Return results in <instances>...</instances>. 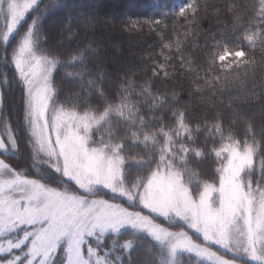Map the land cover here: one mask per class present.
Returning a JSON list of instances; mask_svg holds the SVG:
<instances>
[{
  "label": "snow or ice",
  "instance_id": "6c2138e0",
  "mask_svg": "<svg viewBox=\"0 0 264 264\" xmlns=\"http://www.w3.org/2000/svg\"><path fill=\"white\" fill-rule=\"evenodd\" d=\"M37 4L0 0V54L24 26L7 54L24 87L32 159L48 166L32 178L0 158V264H130V240L123 254L103 247L105 234L124 226L207 264H264V120L257 139L243 106L260 100L264 115V54L256 55L264 53V0L229 5L223 30L201 33L203 75L184 73V80L171 57L109 71L94 55L99 49L47 51L34 37L39 15L27 20ZM202 11L208 15L191 0L173 17L197 29ZM166 21L135 18L123 26L162 33ZM69 56L79 71L54 80ZM224 94L227 113L210 102ZM240 123L247 126L243 139L234 135ZM5 126L0 149H16L15 130L7 119ZM104 190L126 203L104 198ZM161 217L184 227L172 230Z\"/></svg>",
  "mask_w": 264,
  "mask_h": 264
},
{
  "label": "trees",
  "instance_id": "16d2710c",
  "mask_svg": "<svg viewBox=\"0 0 264 264\" xmlns=\"http://www.w3.org/2000/svg\"><path fill=\"white\" fill-rule=\"evenodd\" d=\"M131 1H135L132 8L123 7L124 2ZM131 1L120 0L117 5H114L110 0H38V4L28 13L27 20L30 23L34 16L39 15V24L34 32V37L37 41L43 40V47L47 51L75 54L78 49L83 51L84 47L99 49V53L94 55L100 56L101 63L109 71L139 69L154 65L157 61L164 62L166 57H171L176 62L175 66L180 68V79L184 80V73L199 72L203 75L200 57L205 47V37L201 33L210 27L214 32L222 31V26L229 23L231 16L228 6L245 2V0H199L201 5L207 6L208 15L202 11L203 19L200 20L199 28L193 29L190 23L186 25L183 19L178 16L173 17V14L188 2L190 3L191 0ZM247 2H251V0H247ZM112 10L116 12L113 18L110 13ZM217 17L219 20L216 19ZM99 18L111 20L117 26L113 27L111 24L103 22V19L102 21L98 20ZM135 18L165 19L167 20L166 27L162 33L149 31L147 28L126 30L123 26L124 23ZM23 27L22 25L21 29L13 34L8 45L2 46L3 54H0V96L3 100L0 104V134H6L5 120L7 119L15 130L17 142V148L12 152L0 151V158L11 161L17 168L26 169V174L36 178L39 173L33 170L32 165L36 164L40 172L48 171V166L42 160L34 162L32 159V150L28 144L30 134L24 120L20 84L15 69L9 63L11 57L7 54L8 48L17 40ZM73 29L75 34H73ZM208 44H211L210 40ZM165 45L168 47L166 48ZM181 52H183V56L180 55ZM262 54L264 53L261 50H256L257 59ZM68 59L69 63L65 69L58 66L54 70V80L61 73L66 76L67 72L79 71V68H73L75 62L71 60V56ZM181 60L186 61L183 67H180ZM139 75L137 72L136 76H132V81L135 82ZM257 82H259V75ZM110 83L115 84L114 81H110ZM154 90L155 88H153ZM63 98L64 95L61 93L59 99ZM228 99L227 94L214 95L210 98V102L227 113L229 110L225 108V105L228 103ZM233 103L240 104L242 100L234 99ZM243 106L251 117L257 139H260V124L264 120L262 101L253 98L250 103ZM246 128L244 123H240L234 135L243 139L246 136ZM225 130L230 131L227 128ZM195 171L199 173L200 168H195ZM127 176L131 179L133 173L129 172ZM104 193L106 198H115L116 202L125 203L123 198L116 197L106 191ZM158 220L173 230L179 229L180 226L184 227L182 223H177L174 220L161 218ZM125 240H130L132 243L130 264H207L206 261L196 257L193 253L179 252L172 259L165 245L132 229L105 234L103 247L105 250L112 247L117 254H123L124 250L120 246ZM124 258L127 259V256Z\"/></svg>",
  "mask_w": 264,
  "mask_h": 264
},
{
  "label": "rangeland",
  "instance_id": "374dc122",
  "mask_svg": "<svg viewBox=\"0 0 264 264\" xmlns=\"http://www.w3.org/2000/svg\"><path fill=\"white\" fill-rule=\"evenodd\" d=\"M112 3H114V5H117L118 3H119V1L120 0H110ZM129 1H131V0H129ZM98 3V2H97ZM96 3V4H97ZM134 3H135V1L133 2V1H131V2H124L123 3V7L124 8H132L133 7V5H134ZM123 8V9H124ZM110 13H111V16H112V18L113 17H115V15H116V12L114 11V10H112V11H110ZM110 16V15H109ZM98 20H100V21H102V19H98ZM106 20H108V19H103V22H105ZM99 21V22H100ZM10 60H9V63H10V65L15 69V66H14V64L12 63V61H11V58H9ZM15 72H16V69H15ZM18 76V75H17ZM18 80H19V89H20V91H21V93H22V96H23V94H24V87H23V84H22V81L19 79V77H18ZM21 96V97H22ZM1 135V134H0ZM12 148H10V147H8V148H6V149H0V151H2V152H4V153H10V152H12ZM35 165L36 164H33L32 166V168H33V170L34 171H36L37 172V169H38V167H37V165H36V168H35ZM3 175H6V173H2ZM104 191H106V192H109L108 190H104ZM109 193H111V192H109ZM111 194H113V193H111ZM113 195H115L116 197H119L118 196V194H113ZM104 198H106V197H104ZM120 198H123V197H120ZM124 200H125V203H126V198H123ZM145 212H147V210H145ZM161 219H164V218H162L161 217ZM166 220V219H165ZM170 220H174V221H177V223L178 222H180V223H182L183 224V222L182 221H180L179 219H170ZM183 226H180V228H182ZM179 228V229H180ZM123 229H132V230H135V231H137V232H141V233H144V234H146V235H148V236H150V237H152V238H154L147 230H144V229H133V228H131V226H124L122 229H120V230H123ZM179 229H176V230H179ZM119 230V231H120ZM173 230V229H172ZM118 231V232H119ZM193 233H194V235H193ZM190 234L191 235H193L194 237H196L198 234H196L194 231H192V230H190ZM155 239V238H154ZM156 240V239H155ZM157 241V240H156ZM157 242H159V241H157ZM159 243H161V242H159ZM161 244H163V245H165L167 248H168V250H169V252H170V257L173 259L174 258V256L177 254V253H179V252H186V253H189V252H187V251H185V250H182V249H178L176 252H175V254H173L172 252H171V250L169 249V247H168V245H167V243L165 242V243H161ZM194 254V253H193ZM202 259V258H201Z\"/></svg>",
  "mask_w": 264,
  "mask_h": 264
}]
</instances>
